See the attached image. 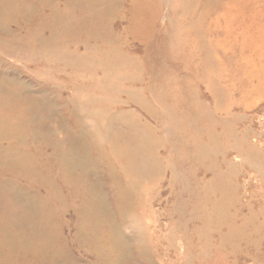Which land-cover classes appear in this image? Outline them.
I'll return each mask as SVG.
<instances>
[{
	"label": "rangeland",
	"instance_id": "374dc122",
	"mask_svg": "<svg viewBox=\"0 0 264 264\" xmlns=\"http://www.w3.org/2000/svg\"><path fill=\"white\" fill-rule=\"evenodd\" d=\"M235 1L228 0L224 9L207 11L201 6L186 14H177L167 1L169 6L151 21L154 28L143 29L140 39L124 33L125 23L117 27L116 22V27L111 23L98 29L89 43L102 48L104 56H121L123 61L119 58L114 72L134 76L124 77L125 88L135 91L152 86L154 91L173 94L167 98L176 108L174 124L156 123L147 109L128 104L125 95L120 98L126 103L115 110L138 114L155 131L159 146V174L153 177L157 183L140 197L137 192L129 194L132 204H144L151 211L144 220L150 264H264V83L259 86L258 76L260 67L264 70V0ZM25 27L16 25L5 36L0 31L4 38L0 41V73L18 78L35 93L41 87L53 90L49 94L54 113L45 114L48 119L44 114L38 118L55 133L70 121L65 99L73 97L75 81L88 77L73 73L76 63L36 51L35 43L19 37ZM68 30L78 31L73 25ZM84 44L48 47L85 57ZM147 48L151 54L144 61ZM51 70L59 71L54 74ZM103 74L98 70L95 79ZM142 97L151 104L150 109L158 111L159 104L155 106L150 93ZM186 97L191 98L192 106L188 108L191 119L184 123ZM30 110L33 116L39 111ZM115 170L116 183L130 189L128 178L117 167ZM108 172L95 170L106 180L103 188L111 203ZM60 183L68 202L81 204L73 197L87 190ZM3 193L5 189L0 198ZM8 212L9 208L0 211V222L10 218ZM116 217L115 213L114 221ZM68 223L76 224L72 215ZM124 233L125 238L133 236L130 231ZM74 247L80 249V243Z\"/></svg>",
	"mask_w": 264,
	"mask_h": 264
},
{
	"label": "bare ground",
	"instance_id": "6f19581e",
	"mask_svg": "<svg viewBox=\"0 0 264 264\" xmlns=\"http://www.w3.org/2000/svg\"><path fill=\"white\" fill-rule=\"evenodd\" d=\"M167 1L177 14L195 13L201 6L207 11L224 9L228 3V0H0L3 36L10 34L16 25L26 26L20 38L35 43L39 53L51 52L61 62L76 63L73 73L88 77L75 81L73 97L65 99L70 121L54 133L38 118L54 113L55 105L49 94L53 90L45 86L35 93L18 78L0 73V191L6 190L0 198V211L9 208L10 217L0 222V264H150L144 220L151 211L144 204H132L129 194L137 192L140 197L142 191L157 183L153 177L159 174V146L155 131L143 124L138 114L115 110L126 103L120 98L125 95L128 104L147 109L156 123L174 124L176 108L174 101L167 98L173 94L154 91L152 86L135 91L132 87L125 88V78L134 76L124 78L114 72L121 56L116 53L104 56L102 48L89 43L98 29L116 22L117 27L125 23L124 33L140 39L143 29L154 28L151 21L169 6ZM72 25L77 32L68 30ZM80 41L85 42V57L57 53L48 47L54 44L75 47ZM150 54L147 48L144 61ZM98 70L104 74L97 80ZM258 76L261 87L264 83L261 67ZM149 93L155 106L159 104L158 111L161 107L160 112L150 109L151 104L144 101L142 94ZM185 102L187 112L181 120L184 123L191 119L188 109L192 106L191 98L186 97ZM31 107L39 110L35 113L37 117ZM115 167L128 178L130 189L124 190L116 183ZM96 168L109 171L111 203L103 188L106 180L95 174ZM60 181L87 190L73 197L81 204L68 202ZM131 189L135 190L130 193ZM201 194L206 195L203 190ZM127 208L129 213L125 214ZM115 213L118 217L114 221ZM69 215L76 220L73 226H69ZM124 231L133 236L125 238ZM78 242L80 249L74 247Z\"/></svg>",
	"mask_w": 264,
	"mask_h": 264
}]
</instances>
